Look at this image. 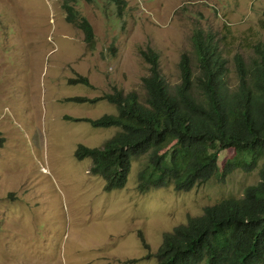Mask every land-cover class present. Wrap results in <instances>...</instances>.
I'll use <instances>...</instances> for the list:
<instances>
[{
	"label": "rangeland",
	"instance_id": "obj_1",
	"mask_svg": "<svg viewBox=\"0 0 264 264\" xmlns=\"http://www.w3.org/2000/svg\"><path fill=\"white\" fill-rule=\"evenodd\" d=\"M126 2L119 14L115 5L75 1L93 26L92 49L67 21L63 0H0V264H154L144 257L157 251L164 232L260 181L259 169L237 168L188 192L140 193L141 157L126 186L107 192L104 179L90 172L91 159L76 158L79 144L102 146L119 128L67 117L96 119L117 110L107 100L68 98L115 88L144 96L150 65L142 50L158 52L162 72L176 84L184 53L197 64L195 27L215 36L232 68L236 53L249 58L264 41V0ZM78 75L90 85L69 84ZM229 77L234 86L235 72ZM230 155L221 151L219 163Z\"/></svg>",
	"mask_w": 264,
	"mask_h": 264
},
{
	"label": "trees",
	"instance_id": "obj_2",
	"mask_svg": "<svg viewBox=\"0 0 264 264\" xmlns=\"http://www.w3.org/2000/svg\"><path fill=\"white\" fill-rule=\"evenodd\" d=\"M87 1L102 3L105 10L114 4L119 14L127 5L126 0ZM73 2L63 4L66 19L94 49L93 26ZM192 43L197 64L188 53L182 55L179 83L167 80L159 53L149 47L141 51L150 65L149 75L142 78L144 96L115 88L93 98L69 97L78 103L107 100L117 112L68 119L119 128L102 146L79 144L75 156L91 159L90 172L104 179L107 192L126 186L133 160L141 157L140 193L168 187L188 192L213 178L224 181L237 168L259 169L260 181L247 186L242 197L208 205L202 214L164 232L154 256L156 264H264V41L254 44L249 58L236 53L234 68L206 29L195 27ZM231 71L237 76L234 86L229 84ZM68 82L90 85L83 75ZM225 150L232 155L221 164L220 152Z\"/></svg>",
	"mask_w": 264,
	"mask_h": 264
},
{
	"label": "clouds",
	"instance_id": "obj_3",
	"mask_svg": "<svg viewBox=\"0 0 264 264\" xmlns=\"http://www.w3.org/2000/svg\"><path fill=\"white\" fill-rule=\"evenodd\" d=\"M75 1H76V0H74L73 4L75 3ZM99 1H101V0H99ZM64 2H65V0H63V4H64ZM88 2H89V1H88ZM111 5H114V4H111ZM65 12H66V11H65ZM162 241H163V240H162ZM158 248H159V247H158ZM157 250H158V249H157ZM156 252H157V251H156ZM156 252H155V253H156ZM148 253H152V252L149 251ZM148 253H147V254H148ZM155 253H152V256H151V257H154V258L156 259V262H157V258L154 256ZM147 254H146V255H147ZM144 258H145V259H150V258H146V256H145ZM156 262H155L154 264H156Z\"/></svg>",
	"mask_w": 264,
	"mask_h": 264
}]
</instances>
